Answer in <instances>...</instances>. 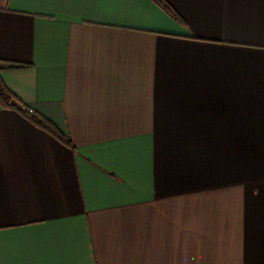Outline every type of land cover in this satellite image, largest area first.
Returning <instances> with one entry per match:
<instances>
[{
    "label": "crops",
    "instance_id": "1",
    "mask_svg": "<svg viewBox=\"0 0 264 264\" xmlns=\"http://www.w3.org/2000/svg\"><path fill=\"white\" fill-rule=\"evenodd\" d=\"M0 0V264H264V0Z\"/></svg>",
    "mask_w": 264,
    "mask_h": 264
},
{
    "label": "trees",
    "instance_id": "2",
    "mask_svg": "<svg viewBox=\"0 0 264 264\" xmlns=\"http://www.w3.org/2000/svg\"><path fill=\"white\" fill-rule=\"evenodd\" d=\"M160 8H162L167 14L176 20H181L178 13L175 11L173 6L166 0H153ZM25 64H15L12 63L8 67H1L0 69H22L25 68ZM16 96L11 92V90L4 84L0 78V102L3 106L7 108H12L21 111L25 116H27L36 126L43 128L54 135L61 142L74 146L72 140L68 135L63 134L55 125H53L49 120L38 114H31L28 109L21 108L18 106L16 101Z\"/></svg>",
    "mask_w": 264,
    "mask_h": 264
},
{
    "label": "built area",
    "instance_id": "3",
    "mask_svg": "<svg viewBox=\"0 0 264 264\" xmlns=\"http://www.w3.org/2000/svg\"><path fill=\"white\" fill-rule=\"evenodd\" d=\"M30 112H32V111L30 110Z\"/></svg>",
    "mask_w": 264,
    "mask_h": 264
}]
</instances>
